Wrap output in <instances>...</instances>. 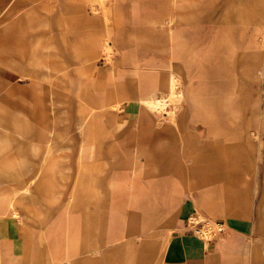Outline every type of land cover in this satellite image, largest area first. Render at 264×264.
I'll return each instance as SVG.
<instances>
[{
	"label": "crops",
	"instance_id": "obj_1",
	"mask_svg": "<svg viewBox=\"0 0 264 264\" xmlns=\"http://www.w3.org/2000/svg\"><path fill=\"white\" fill-rule=\"evenodd\" d=\"M216 2L204 0L198 6L190 1L180 9L197 17ZM114 3V39L120 55L115 74L109 69L100 73L116 92V102L133 107L126 113L130 111L132 123L125 127L124 141L103 143V148L117 150L108 157L69 158L54 145L55 156L44 159L37 157L38 150L45 147L46 151L44 136L55 142V133L44 134L55 125L46 108L48 91L38 87L52 83L47 72L44 75L38 70L43 68L40 66L51 68L53 59H42L37 54L84 53L86 47L99 42L103 19L91 14L85 0H0V115L8 112L4 110L7 104H12L17 125L24 127L31 139L30 144L17 147L24 156L13 159L19 160L15 165L28 167L24 169L28 181L45 182L43 187L36 186L29 197H25L27 188L22 195H10L7 191L21 189L20 180L16 184L13 174H0V215H11V206L18 201V212L12 216L20 214L30 222L32 226L24 229L46 230L41 253L31 237L35 248L31 256L35 259L39 253L41 257H51L54 246H61L73 258L66 261L69 264H246L243 241L252 229L251 182L254 184L255 175L251 174L252 166L247 173L229 175L228 162L221 158L223 149L205 140L214 127L200 120L219 117L220 105L231 100L222 94L224 81L233 77L227 52L218 43L205 45V51L197 55V32L184 29L186 14L179 13L175 28L164 25L166 17H170V24L176 22L172 13L157 7L166 3ZM148 21L161 23L162 29L148 27ZM218 29L222 33L223 28ZM216 33L215 44L221 35ZM112 35L108 30L107 36ZM22 55L31 57L23 61ZM93 64L88 62L76 77L66 78V86L77 88L82 111L86 101L99 109L94 116L96 125V118L103 115L105 99L90 92L97 73ZM173 64L181 71L186 100L180 127L177 125L180 137L172 127L161 125L160 116L143 104L149 98L167 95ZM248 65L245 63L242 69ZM239 75L244 85L236 103L243 102L242 110L249 111L257 102L254 99L249 104L247 80L252 77L243 71ZM25 77L30 78L29 82H20ZM205 93L210 94L208 99L202 98ZM215 129L228 133L223 126ZM109 131L115 132L112 128ZM91 146L103 149L97 142ZM5 161L0 158V166ZM212 166L215 176L210 172L199 175L198 170L209 171ZM238 167L244 168L242 163ZM74 175L76 183L71 184L70 177L72 180ZM202 182L208 184L200 186ZM196 211L224 221L227 236L206 244L188 232V216ZM19 225L18 219L0 220V262L4 264L24 260L22 236L17 232L23 228ZM12 228L16 232L6 234ZM55 234L61 236L60 244L52 241ZM35 259L30 263L37 264L39 259Z\"/></svg>",
	"mask_w": 264,
	"mask_h": 264
},
{
	"label": "rangeland",
	"instance_id": "obj_2",
	"mask_svg": "<svg viewBox=\"0 0 264 264\" xmlns=\"http://www.w3.org/2000/svg\"><path fill=\"white\" fill-rule=\"evenodd\" d=\"M85 1L90 4L91 14L98 15L103 19L99 42L96 41L97 43L95 42L96 45L93 47H86L84 53H70L69 55L37 54V56L42 59L46 58V56H52L51 59H53L51 61V68L40 66V68H43L38 70V72L44 75L45 72H47L49 74L47 78H49L52 84L38 87L41 91H48L46 108L58 132L54 135L55 142L52 144L53 150L55 145L56 148L60 149L58 152L64 153V155L69 158L83 157L86 159H94L97 157H108L110 153L117 152V150L103 148V143L124 141L125 129L132 123L131 116H129L130 111L128 112L129 114L126 113L133 107H129L121 102H116V92L110 87V82L107 80L106 76L100 73V71L103 72V70L109 69L115 74L116 61L120 55L117 49V42L114 39V33L117 29L115 27L116 17L114 11V2L116 0ZM122 1H159V3H166L164 6L159 4L157 7L162 11L172 13L176 22L170 24V22H168L170 17H166L167 22L164 25L175 28L178 26L179 13L186 14L187 25L184 29H191L197 32V39H195L199 49L197 55H201L203 51H205V45L212 46L213 44V46H216L218 43L219 46L227 52V59L230 61L233 68V77L227 78L224 81V85L222 86L224 87V91L222 94L227 95V98L231 100L220 105L218 110L219 117L213 116L201 118L200 120L209 124V127H214V132L212 128V132L205 135L207 137L205 140L207 139L209 143L214 140L213 145L216 149H222V147L218 143L219 135L217 133H219V130L217 131L215 128L223 126L228 133L221 131L220 134L235 135L239 145L235 150H237L239 154L243 153L247 159V161L245 160L243 162L245 166L243 171L247 173V169L252 166L250 168L251 174L255 175L253 178L254 184L251 182L252 190H254L252 207L250 209L251 220L249 223L252 225V229L248 231L245 241H243L244 252L246 264H264V0H214L217 1L215 6L203 11L197 17L191 16L192 14H190L189 10L183 11L180 9V6L177 5L180 0ZM199 1L201 2L204 0ZM200 2H197L198 6ZM2 23L3 22H0V24ZM148 23V27L151 25L154 29H162V24L159 22L151 24L148 21ZM218 28H223L222 33ZM108 30L113 33L112 37L107 36ZM233 31L234 34L232 35ZM216 32L221 33V35L220 39H218V42L215 44ZM257 36L258 44H256L254 40ZM216 37L218 38L217 35ZM233 39L236 40L237 45ZM260 52L263 57V62L258 60ZM28 56L22 55V60H29L31 55ZM80 61H82V64L79 65L76 63ZM86 62L94 63L93 65L97 67V73L94 77V82H92L93 84L90 86V92L94 94L99 93L104 96L105 99V105L102 108L104 110L102 111L103 115H99L96 118L97 123L94 126L95 131L94 127H91L88 122L92 120L94 124V116L99 112V109H94L92 116L89 115L86 109L82 111L81 104L76 94L77 88H68V86H66V78L70 76L76 77L78 72L81 73V68L87 64ZM245 63H249V65L246 69H242ZM241 69L246 75L252 77L247 80V94L249 93L250 96L249 104H252L254 99L257 100L256 104L253 105L249 111L247 109L245 111L242 110V106H244L243 102L236 103V99L240 95V90L244 85L239 75V72H242ZM173 73L177 74L175 70ZM173 73H171V76ZM181 77L175 80L178 89H183V79ZM71 79L72 78H70V80ZM15 80L19 82L20 79L17 77ZM29 80V77H25L21 78L20 82L25 83L29 82ZM59 92L60 94H58ZM62 93L64 94L61 95ZM205 96L208 99L210 94L205 93L202 98ZM162 97L169 99L167 100V105L159 109L154 108L151 112L160 116L161 125L172 127L177 134L183 110L185 109L184 103L176 95L172 96L167 93V95H163L160 98ZM85 103L89 104L87 101ZM144 106L149 109L145 104ZM137 107L135 106L134 108ZM12 108V104H7V108L4 107V110L8 112L6 111V114L0 115V158L6 159V161L3 162L5 164L0 166V174H5L7 176L13 174L16 184L18 180H20L19 184L21 189L7 191L10 195H13V193L22 195V192L27 188L29 192L25 194V197H29L36 186L43 187L45 182L41 180L39 182H37V180L33 182L28 181V173L24 170L28 167L20 166L19 164L15 165V163H19V160L15 162L13 159L24 156L23 151L18 150L17 147L19 145L26 146V144H30L31 139H29V134L27 135L24 133L25 128H20L17 125L16 112H14ZM66 108L68 113L65 112ZM210 109L214 108L210 107ZM258 116H260V118H258ZM21 122H23V118ZM109 128H112L115 132L110 134ZM177 135L179 136V134ZM223 137L225 141L226 138L225 136ZM175 140L178 141L179 139L176 138ZM94 142H97L98 145H100L99 147L103 149H93L91 144ZM44 148L38 150V158H44ZM224 155L221 158L224 157L223 159L225 163H227L228 160L226 159V155ZM85 168L88 169L87 167ZM74 169L76 170L77 168L74 167ZM229 171H231V169ZM203 174L205 173L203 172ZM26 178L27 181L24 180ZM70 182L71 184L76 183L75 175L72 176V180L70 177ZM7 184L10 183L7 182ZM88 184L89 183L86 182V185ZM230 196L232 198L231 200L234 201L235 198H233L232 191H230ZM16 219H18L23 228L17 231L20 233V236H22L24 252V260L19 264H31L30 261L33 263V259H35L31 256L33 250H35L32 246L31 237L34 236V242L37 243L36 250L41 253V251L44 250V234L46 230L24 229V227H31L32 225L27 220H24L25 218H22L20 214L17 216L0 215V220L15 221ZM186 229L206 244L215 242L219 237L222 238L227 236L225 233L228 230L224 221L219 219V217H213V215L210 214L206 215L200 211H196L194 214L188 216ZM200 231H202L203 234H201ZM15 232L16 231L12 228L8 229L6 234H13ZM52 241L55 245L57 243L60 244L62 242L61 236H56L55 234ZM40 253L36 258L39 259L37 264H69L66 263V261L73 260L71 254L63 252V249L61 250V246H54L51 257H41ZM0 264L4 263L0 262Z\"/></svg>",
	"mask_w": 264,
	"mask_h": 264
},
{
	"label": "bare ground",
	"instance_id": "obj_3",
	"mask_svg": "<svg viewBox=\"0 0 264 264\" xmlns=\"http://www.w3.org/2000/svg\"><path fill=\"white\" fill-rule=\"evenodd\" d=\"M190 1H195V3L198 5V3L197 2H200L199 0H180V1H178V4L177 5H179L180 6V8H183L184 7V5L186 4V3H189ZM255 40V43L256 44H258L257 43V40H258V36L256 37V39H254ZM263 48V47H262ZM258 60L259 61H261V62H263V57H262V54H261V52H260V56H259V58H258ZM174 70L176 71V73L177 74H174L173 72H174ZM173 74H172V76L170 75V79H169V85H168V94L169 95H172V96H177L178 98H180V100L181 101H183V103H184V106H185V103H186V100H185V92H184V89H178L177 88V84H176V79L177 78H180L181 77V71H180V69H179V67L178 66H176V65H174L173 64ZM181 82V81H180ZM182 83H183V81H182ZM164 97H162V98H160V99H157V98H154V97H152V98H149V100H147L144 104L145 105H147L148 106V108H149V110L150 111H153L154 110V108L155 109H159L160 107H162V106H164V105H167L166 103H167V100H169V99H166V98H164ZM53 103V102H52ZM54 103H56V102H54ZM93 107H91L89 104H87V107H86V111L89 113V115L90 116H92V112H93ZM238 110V109H237ZM256 112V111H255ZM182 113V112H181ZM255 114V113H254ZM257 114V113H256ZM89 116V117H90ZM175 118V117H174ZM258 118H260V116H258ZM87 120V119H86ZM90 125H91V127H94L95 126V122H94V124H93V121L91 120L90 122H88ZM198 123V122H197ZM260 123V122H259ZM199 125V124H198ZM56 131H57V129L54 127L52 130L51 129H49V130H47V132L45 131L44 132V134L46 133H48V134H51V133H56ZM94 131H95V127H94ZM198 131V130H197ZM93 132V131H92ZM90 133H91V130H90ZM206 133V132H205ZM218 135H219V141H218V143H219V145L222 147V149H223V151H224V154L226 155V159L228 160L227 162V166H228V168H227V170H230L231 169V171H228L229 172V175H233L235 172H237V171H239L240 169H239V165H241V163L243 164V167H245L244 166V156H242L243 155V153H238L237 152V150H235L237 147H239V145H238V142H237V139H236V136L235 135H232L231 136V134H226V135H222V134H220V131H219V133H217ZM223 136H225V141H224V137ZM92 138H94V137H92ZM197 138V137H196ZM44 142H43V144L46 146V151H45V155H44V159H50V158H52L53 157V155L56 153V151H54L53 150V147H52V144H53V142H54V140H52L51 138H49V137H45L44 136ZM207 140V139H206ZM166 142H168V139L166 138ZM212 142H214V140L212 141ZM240 142V141H239ZM222 143H223V146H222ZM205 145H206V143H205ZM207 146V145H206ZM212 146V145H211ZM210 146V147H211ZM214 150V149H213ZM55 156V155H54ZM223 156V155H222ZM220 158V157H219ZM224 158V157H223ZM48 161V160H47ZM223 162V161H222ZM220 164V163H219ZM221 165V164H220ZM212 170H209V171H207V170H198V173H199V175H203V172L205 173V172H210V174H212L213 176H215L217 173L215 172V167L214 166H212V168H211ZM244 170V168L242 169V171ZM208 173H205V174H208ZM206 184H208V183H205V182H202L201 184H199L200 186L201 185H206ZM229 194V193H228ZM18 198V197H17ZM225 203H227V201L225 202ZM17 205H18V201L17 202H14L13 204H12V206H11V215H14V214H17V212H18V208H17ZM229 206V205H228ZM230 207V206H229ZM228 207V208H229ZM230 209V208H229ZM229 209H227V211L229 210ZM237 212H238V210H237ZM245 212V211H244ZM212 214V213H211ZM245 214V213H244ZM218 226V225H217ZM224 241V240H223ZM56 249H58V248H56ZM62 250V249H61ZM58 251V250H57ZM55 253V252H54ZM58 255V254H57ZM59 257V256H58Z\"/></svg>",
	"mask_w": 264,
	"mask_h": 264
},
{
	"label": "built area",
	"instance_id": "obj_4",
	"mask_svg": "<svg viewBox=\"0 0 264 264\" xmlns=\"http://www.w3.org/2000/svg\"><path fill=\"white\" fill-rule=\"evenodd\" d=\"M200 233H201V234H203V232H202V231H200Z\"/></svg>",
	"mask_w": 264,
	"mask_h": 264
}]
</instances>
